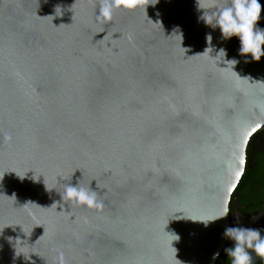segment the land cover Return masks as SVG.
I'll return each mask as SVG.
<instances>
[{"label": "water", "instance_id": "95a60500", "mask_svg": "<svg viewBox=\"0 0 264 264\" xmlns=\"http://www.w3.org/2000/svg\"><path fill=\"white\" fill-rule=\"evenodd\" d=\"M96 3L0 0V264H215L236 217H190L229 209L264 130V56L198 22L195 0L107 25ZM206 34L233 68L202 54ZM78 182L100 210L61 201Z\"/></svg>", "mask_w": 264, "mask_h": 264}, {"label": "clouds", "instance_id": "9594fccd", "mask_svg": "<svg viewBox=\"0 0 264 264\" xmlns=\"http://www.w3.org/2000/svg\"><path fill=\"white\" fill-rule=\"evenodd\" d=\"M157 3L158 0H97L95 22L107 25L112 22L114 13L118 10L136 11L142 9L145 11L146 5L151 4L154 6ZM195 6L197 12L200 13L197 17L198 22L203 21L206 26H210L212 29L218 27L222 40H228L233 36L239 39L240 47L238 52L240 55L251 54V59L254 61H259L261 56H264V49H262V45H264V29L257 26V21L261 18V4L258 0H195ZM55 15H61L60 7L55 8ZM175 34L177 37L181 36L178 28L175 30ZM205 40L208 46L202 54L212 57L217 63H225L226 66L222 68L228 67L229 64L233 68L237 61L235 59L225 60V49L220 48L215 56L210 55L213 51L211 34H206ZM245 62H248L247 59ZM5 139H10V137L6 136ZM17 176L20 179L25 177V175L19 174ZM35 178L33 177V179ZM45 188L46 191L54 189L46 184ZM58 193L61 201L66 202L69 207L74 205L100 210L103 206L98 199L97 192L90 187L81 186L79 182L74 186L66 183L63 191ZM13 197L15 196L13 195ZM53 205H56V203L54 202ZM228 214L229 209L227 204H225L215 215L195 216L190 217V219L192 221H200L207 227L210 221L227 218ZM234 216L236 217L235 223L239 225V216L235 213ZM256 219H258V216H252L253 221ZM262 230L264 229L225 226L222 239L229 240L232 244L230 247H225L223 252L229 258L230 264H252V253L264 260V235H262ZM174 240L178 241L179 236L172 234L171 242ZM16 243L17 240L15 241ZM15 253L17 254L16 247ZM219 257L220 251L217 250L212 253L210 260L215 262ZM57 259L60 264H63L62 254H58Z\"/></svg>", "mask_w": 264, "mask_h": 264}, {"label": "trees", "instance_id": "16d2710c", "mask_svg": "<svg viewBox=\"0 0 264 264\" xmlns=\"http://www.w3.org/2000/svg\"><path fill=\"white\" fill-rule=\"evenodd\" d=\"M232 197H236L241 209L243 208L242 212L248 211L245 213L246 216L262 213L260 229H264V130L254 133L247 143L244 174L234 189ZM222 263H230L224 253H221L216 260V264ZM252 264H264V260L258 257L252 258Z\"/></svg>", "mask_w": 264, "mask_h": 264}, {"label": "flooded vegetation", "instance_id": "af4514ba", "mask_svg": "<svg viewBox=\"0 0 264 264\" xmlns=\"http://www.w3.org/2000/svg\"><path fill=\"white\" fill-rule=\"evenodd\" d=\"M230 206H231V208H230ZM241 210H243V208L241 209V205L237 202L236 197H232L231 202L229 203V214L232 215L235 213L240 218L239 225L234 223L233 226H244L247 228H260V226L262 224V219H263L262 213L258 212L254 215L246 216L245 213H248V211L245 210L244 212H242ZM252 216H258V219H256L253 223H249L250 221H253ZM231 244H232V242L229 241L227 244V247H230ZM249 251L251 252V250H249ZM222 253H224V252H222ZM252 258H257L254 253H252ZM215 264H216V262H215ZM222 264H225V263H222Z\"/></svg>", "mask_w": 264, "mask_h": 264}, {"label": "snow or ice", "instance_id": "6c2138e0", "mask_svg": "<svg viewBox=\"0 0 264 264\" xmlns=\"http://www.w3.org/2000/svg\"><path fill=\"white\" fill-rule=\"evenodd\" d=\"M252 131L254 132V131H256V129L254 128V129H252Z\"/></svg>", "mask_w": 264, "mask_h": 264}]
</instances>
